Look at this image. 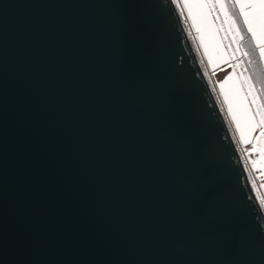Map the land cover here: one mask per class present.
Instances as JSON below:
<instances>
[{
	"label": "water",
	"instance_id": "1",
	"mask_svg": "<svg viewBox=\"0 0 264 264\" xmlns=\"http://www.w3.org/2000/svg\"><path fill=\"white\" fill-rule=\"evenodd\" d=\"M0 264H264L173 0H0Z\"/></svg>",
	"mask_w": 264,
	"mask_h": 264
},
{
	"label": "rangeland",
	"instance_id": "2",
	"mask_svg": "<svg viewBox=\"0 0 264 264\" xmlns=\"http://www.w3.org/2000/svg\"><path fill=\"white\" fill-rule=\"evenodd\" d=\"M173 3L264 213V135H261L264 128L254 127L256 121L249 119L246 109L256 107L249 103L252 97L244 99V81L249 76L257 89L261 86V74L252 72L254 66L247 63L256 56L245 57L235 51L234 33L228 31L230 22L224 19L223 12L210 7L216 0H173ZM237 25L242 26L239 19ZM258 103L264 104V93L259 94Z\"/></svg>",
	"mask_w": 264,
	"mask_h": 264
},
{
	"label": "snow or ice",
	"instance_id": "3",
	"mask_svg": "<svg viewBox=\"0 0 264 264\" xmlns=\"http://www.w3.org/2000/svg\"><path fill=\"white\" fill-rule=\"evenodd\" d=\"M210 7L223 12L224 19L230 22L231 27L228 31L234 33L232 40L236 45L235 51L242 52L245 57L256 56V59H249L247 63L254 66L252 72L261 74V86L257 89L253 77L249 76L244 81L246 85L244 99L249 95L252 97L249 103L256 107L246 109L249 119L256 121L254 127L264 128V104L258 103L259 94L264 93V0H229L228 3H225V0H216ZM229 9L234 11L230 12ZM237 19L242 22V26L237 25ZM247 71L248 68H245V72ZM261 135H264V132Z\"/></svg>",
	"mask_w": 264,
	"mask_h": 264
}]
</instances>
